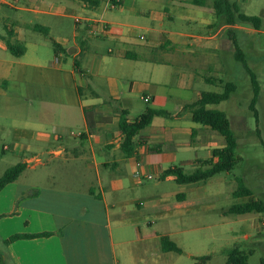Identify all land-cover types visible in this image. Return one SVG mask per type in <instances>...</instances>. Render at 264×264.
Segmentation results:
<instances>
[{
	"label": "crops",
	"instance_id": "obj_1",
	"mask_svg": "<svg viewBox=\"0 0 264 264\" xmlns=\"http://www.w3.org/2000/svg\"><path fill=\"white\" fill-rule=\"evenodd\" d=\"M21 1L29 6L13 5ZM109 1L0 0V98L8 100L9 90L15 96V105L0 111L10 119L0 127L10 139L2 153L26 166L0 191V264H174L161 237L175 244L179 235L192 238L185 223L199 213L221 215L220 222L234 215L221 200H260L252 191L222 195L228 172L207 179L214 186L207 191V180L188 188L163 173L216 162L213 150L224 139L193 122L188 106L203 92L219 93L236 60L233 40L249 64L253 50L244 46L264 34V13L247 15L261 19L256 30L228 25L214 0H118L104 34L93 21ZM77 14L87 21L75 23ZM7 41L23 46V55H11ZM137 101L145 104L139 113ZM147 108L166 115L139 131L126 156L120 114L131 123ZM208 108L223 111L220 104ZM166 183L177 191L167 192ZM257 220H242L255 225L251 236L261 229ZM44 233L50 235L6 243Z\"/></svg>",
	"mask_w": 264,
	"mask_h": 264
},
{
	"label": "rangeland",
	"instance_id": "obj_2",
	"mask_svg": "<svg viewBox=\"0 0 264 264\" xmlns=\"http://www.w3.org/2000/svg\"><path fill=\"white\" fill-rule=\"evenodd\" d=\"M7 1V0H6ZM12 1V0H8ZM235 3L240 13L245 15H259L264 13V0H230ZM15 7L26 6V2H15ZM39 5V4H38ZM34 6L35 8H38ZM4 8L1 6V9ZM15 13V10L10 9ZM0 13V18L3 16ZM80 18L85 16L77 14ZM35 23L39 24L43 20L42 17L33 18ZM264 25V21H263ZM264 30V26H263ZM0 33L2 28L0 26ZM52 48V45L47 41ZM245 53H249L247 49H251L249 53L250 69L256 74L257 80L261 86V93L255 104V109L258 112V122H256L253 112L249 109V104L253 97L250 79L241 62L230 59L228 66L230 67V76L225 81L231 82L236 86L235 91L230 95V99L220 103V108L223 110L231 124V130L237 141V148L235 150V157L237 164L233 170L229 171L227 176V183L221 187L222 195L231 190H236L237 180L242 179L244 185L249 188L255 197H259L264 202V34L255 35L252 41L244 46ZM8 54V53H6ZM10 56V55H9ZM223 87L218 92H222ZM9 99L0 98V111L4 112L5 107L15 105V96L12 97V91L9 90ZM145 108V104L137 101V109L135 113H139ZM10 122V119L4 118L0 115V127ZM3 130L0 128V176L6 169L17 164V160L10 152L2 153V145H9L10 139L2 135ZM218 134V133H217ZM186 173H191L192 168L186 166ZM226 173L220 175L226 176ZM155 180L149 181L148 184L154 183ZM210 180L205 183L206 191L210 187H214ZM198 183L190 184L188 188L197 187ZM202 184V183H201ZM203 185V184H202ZM201 185V186H202ZM200 186V185H198ZM167 192L177 191L178 186L175 183L165 184ZM187 188V189H188ZM247 198H242L245 201ZM221 206L228 209L235 204L234 199L228 201L221 200ZM198 210L202 212V208ZM257 217L260 224V231L254 233L252 228L255 227L253 223L244 225L242 220ZM221 215L214 213H199L194 219L185 223L187 229L192 230V238L186 240L184 236L179 235L176 238V244L181 248V254L172 253L174 264H225L228 252L233 248H238L247 255V264H259L261 260L264 261V212L257 214L245 215H228L226 220L222 219ZM245 234V235H244ZM244 235V236H243ZM243 236V237H242ZM209 256L208 260L199 261L200 258Z\"/></svg>",
	"mask_w": 264,
	"mask_h": 264
},
{
	"label": "trees",
	"instance_id": "obj_3",
	"mask_svg": "<svg viewBox=\"0 0 264 264\" xmlns=\"http://www.w3.org/2000/svg\"><path fill=\"white\" fill-rule=\"evenodd\" d=\"M85 2H91V0H80ZM213 8L217 15L224 16L228 25L235 23L246 24L252 26L254 29L259 30L261 27V19L256 16H247L240 13L236 4L230 3L229 0H214ZM35 31L41 32L44 35L48 34V30L41 26H34ZM55 51L58 49V45L52 43ZM233 46L235 49V59L241 62L244 70L249 76L250 85L253 93V97L249 104V109L253 112L256 122H258V112L255 109V104L261 93V86L257 80L256 74L248 66L244 54L242 53L238 43L233 40ZM6 48L9 53L15 57L23 55L25 48L19 44H12L9 41L6 42ZM223 90L220 93L216 92H203L198 100L190 104L188 108L191 110L193 122L200 125L209 127L211 130L217 132L224 139V146L222 148L213 150V157L217 160L200 162V167L191 173H185L181 168H170L164 171L163 176H174L177 184H193L204 182L207 179L224 172H229L234 169L237 164L235 157V150L237 148V141L234 133L231 130L230 121L225 112L217 109H209L208 106L218 105L221 102L230 99V95L235 91L236 86L231 82H223ZM166 113L161 110L147 108L146 111L134 122H127L125 114H120L119 119V131L122 134L121 150L126 156H131L133 153V139L139 133L141 129L151 124L152 119L156 116H165ZM264 148V142H262ZM25 164L18 163L4 171L0 177V191L8 184L17 180L21 173L25 169ZM36 194V192H33ZM252 195L250 189H248L242 179L237 180V188L233 193V197H249ZM263 213L264 202L261 200H249L243 203L233 204L229 210V214L243 215L247 213ZM49 233L37 234V235H14L6 240V243H11L21 238H34L41 236H49ZM160 246L163 252H174L181 254L182 250L176 246L168 237L160 238ZM247 255L240 251L238 248L231 249L227 254L225 264H247ZM209 259V256H205L199 259L204 261ZM259 264H264L261 260Z\"/></svg>",
	"mask_w": 264,
	"mask_h": 264
},
{
	"label": "built area",
	"instance_id": "obj_4",
	"mask_svg": "<svg viewBox=\"0 0 264 264\" xmlns=\"http://www.w3.org/2000/svg\"><path fill=\"white\" fill-rule=\"evenodd\" d=\"M108 4H109V7L105 8L102 11L100 17L93 21L94 26L99 27L100 32H102L104 34H106L108 32L109 25L114 23L116 20L115 15L111 12L112 9L115 7H118V5H119L118 0H110L108 2ZM74 21H75V23H83V22L85 23V21H87V20L85 18H80L78 16H74ZM137 38L140 41H146V37L143 35H138ZM142 100L145 103L150 102V98L148 96H143ZM135 175L139 176V172L136 171ZM147 178L151 179L150 176H148Z\"/></svg>",
	"mask_w": 264,
	"mask_h": 264
}]
</instances>
